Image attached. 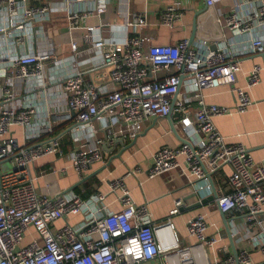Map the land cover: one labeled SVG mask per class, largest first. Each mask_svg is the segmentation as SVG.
Here are the masks:
<instances>
[{"label":"built area","instance_id":"1","mask_svg":"<svg viewBox=\"0 0 264 264\" xmlns=\"http://www.w3.org/2000/svg\"><path fill=\"white\" fill-rule=\"evenodd\" d=\"M203 1L206 19L218 26L215 36L159 44L144 32L145 11L131 12L121 22L85 25L107 10L109 0H60L57 6L53 0H0V162L8 160L11 166L0 167V264H153L156 259L159 264H253L246 249L236 257L212 260L207 249L216 239L206 234L202 214L186 221L195 242L182 245L171 220L181 199L165 220L156 221L146 204L135 203L125 176L109 181L107 193L84 198L73 191L40 192L36 181L45 170L38 176L32 172L44 156H66L82 179L103 160L98 130L107 143L135 139L148 121L175 112L189 139L157 148L145 169L147 178L179 168L205 180L227 165L226 190L217 194V208L222 215L240 212L244 237L257 242L264 213V158L255 160L240 142L227 143L213 118L243 113L254 104L250 89L261 82L264 66L254 63L243 72V85L238 74L245 59L264 56V0H235L222 7L224 0ZM183 10L169 5L158 13V21L178 25ZM52 15L64 23L55 42L43 24ZM98 28L118 36L94 37ZM79 40L90 44L91 56L82 57ZM91 72L94 80L87 78ZM218 87L231 93L232 106L205 100V90ZM16 127L21 139L12 130ZM85 131L88 145L75 137L66 154L65 135ZM108 194L115 196L118 210L104 202ZM71 215L80 219L71 222ZM259 249V264H264V242Z\"/></svg>","mask_w":264,"mask_h":264},{"label":"crops","instance_id":"2","mask_svg":"<svg viewBox=\"0 0 264 264\" xmlns=\"http://www.w3.org/2000/svg\"><path fill=\"white\" fill-rule=\"evenodd\" d=\"M234 2L235 0H224L221 7ZM54 3L57 6L60 0H55ZM169 5L184 7L182 20L177 23L178 25L172 27L162 25L158 21V13ZM218 8L214 10L216 14L219 12ZM136 11H145L148 25L144 32L151 34L154 41L159 44L175 43L182 38H189L193 18L198 11L200 13L196 15V21L201 24V27L196 30L195 36H215L218 32L215 21L206 19L209 11L206 10L203 0H109L107 10L99 18L91 17L84 21V24L121 22L131 12ZM57 18L60 21L59 32H61L64 23H62L61 17ZM97 35L118 36V33L98 28L93 32L94 37ZM79 46L83 50L82 57L84 56V59L93 54L87 41L79 40ZM95 59L96 57H93V61ZM254 63L264 66V56H253L243 61L242 73L238 74V84L243 85V72L248 71ZM84 65H89L88 61L84 62ZM95 75L94 72H91L87 74V78L94 80ZM260 76L261 82L250 89V95L254 100L252 106L243 113L233 112L213 118L214 124L227 143H242L257 161L264 158V68L261 70ZM205 100L218 105H233L232 95L226 91L225 87L206 89ZM192 111L193 107L190 108V112ZM178 117L177 113L175 115L172 113L170 118L151 119L135 139L117 138L122 140L120 143H107L104 141V132L98 130L96 136L102 138L103 141L101 143L103 160L92 164L84 172L82 179H79L73 171L66 156L60 158L55 155H47L38 159L32 167V172L36 176L41 170H45V172L44 175L37 178V190L48 194H54L57 191H73L88 198L95 192L107 193L109 181L125 176L124 182L130 189L133 200L136 204H146L153 220H165L169 210L174 206V201L181 199L180 211L172 216L171 220L182 245L195 242V239L187 234L186 221L197 214H202L207 223L206 234L213 235L216 239L215 243L207 249L212 260L234 254L230 241L232 239L236 251L246 249L253 264L261 263L263 254L259 245L264 242V213L259 217L261 224L258 227L257 242H253L244 237L246 234L245 221L240 212L233 210L222 215L217 208L216 197L208 199L214 191L217 195L226 190L225 181L230 172L227 165L221 166L212 175L211 182L208 178L204 180L190 176L179 168L153 178H147L145 169L150 164L152 155L157 148L164 144H174L180 140L189 139L188 133L178 123ZM12 130L18 139L22 138L21 128L16 127ZM85 133L87 134L88 131L75 135L66 134L63 151L68 154L73 149L72 142L75 137L88 145V139L84 137ZM119 153L120 155L117 157ZM0 167L2 170H7L11 166L8 160H4L0 162ZM49 167H52L56 172L48 171ZM63 167L66 168V171L61 174L59 169ZM131 170L133 173L126 175V172ZM207 181L210 183L209 186L204 185ZM203 199L207 200L202 202ZM104 202L111 210L120 208V204L115 201L113 194H108ZM79 219L80 215L69 217L71 222H76ZM61 224V220L56 221L57 226ZM153 264H159V260L156 259Z\"/></svg>","mask_w":264,"mask_h":264},{"label":"rangeland","instance_id":"3","mask_svg":"<svg viewBox=\"0 0 264 264\" xmlns=\"http://www.w3.org/2000/svg\"><path fill=\"white\" fill-rule=\"evenodd\" d=\"M43 24L45 26L47 35L51 38V41L55 42L57 40L59 33V27H60L59 19L56 16L52 15L51 19L49 21H45ZM30 234H31L30 232L27 233L25 241L30 238Z\"/></svg>","mask_w":264,"mask_h":264},{"label":"water","instance_id":"4","mask_svg":"<svg viewBox=\"0 0 264 264\" xmlns=\"http://www.w3.org/2000/svg\"><path fill=\"white\" fill-rule=\"evenodd\" d=\"M199 13H200V11H198V12L194 15L193 22H192V31H191V34H190V37H189V41H191V40L194 38L195 31H196V15H198ZM171 114H172V112H171L167 117L170 118V115H171ZM173 115H175V112H173ZM173 131L175 132L174 129H173ZM180 141H182V140H180ZM114 142H115V143H116V142L120 143V142H122V140H121V139H116ZM120 153H121V152H120ZM120 153L117 155V157L120 155ZM207 178H208V180H210V182H211V177H210V176H207ZM216 196H217V195H216V193H215V191H214V192L212 193V195H211L210 197H208V199H213V198L216 197ZM205 200H207V199H203L202 202H204ZM225 225H227L226 222H225ZM230 241H231V244H232V247H233V253H234V256L236 257V256H237V255H236L237 251H236V249H234L232 239H230ZM236 264H239V263L236 262Z\"/></svg>","mask_w":264,"mask_h":264},{"label":"bare ground","instance_id":"5","mask_svg":"<svg viewBox=\"0 0 264 264\" xmlns=\"http://www.w3.org/2000/svg\"><path fill=\"white\" fill-rule=\"evenodd\" d=\"M194 37H195V35H194ZM177 240L180 242L179 237L177 238ZM229 255H233L234 256V254H229ZM236 255H238V253H236Z\"/></svg>","mask_w":264,"mask_h":264}]
</instances>
